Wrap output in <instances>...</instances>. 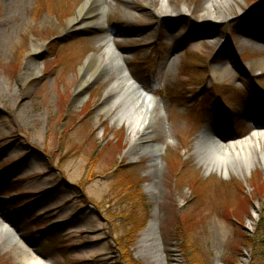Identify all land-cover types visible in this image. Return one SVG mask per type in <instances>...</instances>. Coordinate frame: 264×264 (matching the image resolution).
I'll use <instances>...</instances> for the list:
<instances>
[{
	"label": "rangeland",
	"instance_id": "obj_1",
	"mask_svg": "<svg viewBox=\"0 0 264 264\" xmlns=\"http://www.w3.org/2000/svg\"><path fill=\"white\" fill-rule=\"evenodd\" d=\"M85 1L0 0V215L50 264H153L142 241L154 210L167 264H264V143L227 178L195 154L206 128L247 138L264 126V39L245 22L264 0H229L216 24L211 0H106V33L160 101L141 143L164 147L157 166L101 112L112 76L78 90L81 65L105 50L102 33L67 29ZM22 259L0 247V264Z\"/></svg>",
	"mask_w": 264,
	"mask_h": 264
},
{
	"label": "bare ground",
	"instance_id": "obj_2",
	"mask_svg": "<svg viewBox=\"0 0 264 264\" xmlns=\"http://www.w3.org/2000/svg\"><path fill=\"white\" fill-rule=\"evenodd\" d=\"M229 0H211L208 7L213 9L210 20L213 24L220 23L219 19H224L221 12ZM167 4V2L165 3ZM109 5L106 0H86L79 10L80 23L72 20L68 23L67 29L72 26L95 28L98 31L106 32L105 14L109 11ZM167 10V7H165ZM173 19H180L179 15L169 12ZM77 24V25H76ZM104 42L105 50L101 56L91 55L85 65L81 68V81L78 90H83L90 82L101 78H114L106 97L107 100L102 107L103 111L112 116L113 122L126 124L128 130V141L131 156L138 155L141 142L157 126V108L159 104L156 99L145 97L140 93L139 88L128 77L122 54L116 48L113 40L106 34ZM115 113L112 115V112ZM260 140L264 143V133L255 132L248 138L230 144H224L220 138L211 132L204 133L202 138L196 142V156L200 162L204 163L210 169H225L228 174V167L233 163L252 165V150L255 147L260 148ZM151 150L150 156L155 159L153 165L159 164L155 155L159 152V146L148 147ZM259 161L264 163V152H260ZM231 165H226L227 163ZM226 165V166H225ZM152 166V167H154ZM150 189L155 190V185ZM156 218H158L156 216ZM158 219L151 222V227L143 233V253L149 256L153 264H167L164 248L160 234L156 231ZM15 243L21 249L24 264H50L29 249L22 241L16 230L8 224L5 216L0 215V247H5L7 243Z\"/></svg>",
	"mask_w": 264,
	"mask_h": 264
},
{
	"label": "trees",
	"instance_id": "obj_3",
	"mask_svg": "<svg viewBox=\"0 0 264 264\" xmlns=\"http://www.w3.org/2000/svg\"><path fill=\"white\" fill-rule=\"evenodd\" d=\"M263 21H264L263 18L260 16V18H258V25H261V26H258L257 29L264 28V22H263ZM254 29H255V28H254ZM92 163H94V162H92ZM123 188H124V187H123ZM146 214L149 215V212L146 213ZM142 221H143V220H142ZM143 223H145V221H143ZM126 264H133V263L129 260V262L126 263Z\"/></svg>",
	"mask_w": 264,
	"mask_h": 264
},
{
	"label": "water",
	"instance_id": "obj_4",
	"mask_svg": "<svg viewBox=\"0 0 264 264\" xmlns=\"http://www.w3.org/2000/svg\"><path fill=\"white\" fill-rule=\"evenodd\" d=\"M141 93V92H140ZM142 94V93H141ZM143 96H145L144 94H142ZM146 97V96H145ZM149 98V97H148ZM151 227V224H149V226H148V228H150Z\"/></svg>",
	"mask_w": 264,
	"mask_h": 264
}]
</instances>
